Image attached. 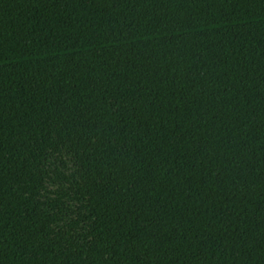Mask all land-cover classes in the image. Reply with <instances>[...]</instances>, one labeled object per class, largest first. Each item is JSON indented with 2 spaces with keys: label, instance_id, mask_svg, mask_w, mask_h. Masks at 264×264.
Masks as SVG:
<instances>
[{
  "label": "trees",
  "instance_id": "trees-1",
  "mask_svg": "<svg viewBox=\"0 0 264 264\" xmlns=\"http://www.w3.org/2000/svg\"><path fill=\"white\" fill-rule=\"evenodd\" d=\"M0 264H264V0H0Z\"/></svg>",
  "mask_w": 264,
  "mask_h": 264
}]
</instances>
